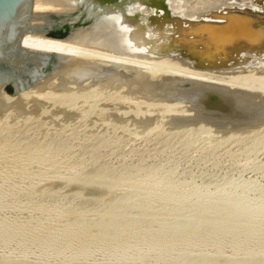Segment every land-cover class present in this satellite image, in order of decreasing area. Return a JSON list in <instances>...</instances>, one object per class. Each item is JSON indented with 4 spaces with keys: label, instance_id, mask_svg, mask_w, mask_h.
Returning <instances> with one entry per match:
<instances>
[{
    "label": "rangeland",
    "instance_id": "374dc122",
    "mask_svg": "<svg viewBox=\"0 0 264 264\" xmlns=\"http://www.w3.org/2000/svg\"><path fill=\"white\" fill-rule=\"evenodd\" d=\"M106 70L65 85L123 78ZM123 92L53 96L35 116L0 112V264H222L253 245L264 261L263 235L236 238L264 229V123L230 137L207 121L181 130L169 123L206 111L178 102L144 131L130 118L158 96ZM63 107L79 112L65 122ZM220 229L230 234L212 249Z\"/></svg>",
    "mask_w": 264,
    "mask_h": 264
},
{
    "label": "bare ground",
    "instance_id": "6f19581e",
    "mask_svg": "<svg viewBox=\"0 0 264 264\" xmlns=\"http://www.w3.org/2000/svg\"><path fill=\"white\" fill-rule=\"evenodd\" d=\"M53 9L58 11H51ZM79 9L80 0H33V12L35 13H46V11L69 13L77 12ZM225 9L236 11L241 18L252 21L251 24L257 25L264 32V0H137L110 9L90 25L64 40H51L30 34L23 35L21 44L25 48L41 52H58L72 56L73 61L62 70L55 71L34 87L21 93L13 103H10L8 98L0 97L2 104H0V112L4 115L13 109L19 117L21 114L26 116L32 112L33 115L42 110L46 106L45 103H48L53 96L70 97L76 93L116 89L125 90L123 93H126L125 97H127L123 96V98L127 101L133 99L144 101L148 100V97L158 96V100L150 99L154 100L153 104L136 103L137 106L139 105L138 108H141L138 109L139 113L135 117L130 118L132 120L130 122L132 126L140 130L150 126L160 115L163 117L164 112L171 109V104L184 102L192 109L194 106H199L201 111H206L204 112L205 117L200 113L198 116L195 115L196 118L183 119L180 117L169 123L171 127H181L182 130V127L186 125L207 121L211 129L214 128L218 133H228V135L237 132L243 134L246 131L249 133L248 131L264 123V48L262 51L255 48L257 45L261 47V44L231 50V55L218 60L222 62L221 68L215 69L196 68L191 60L162 56V53L176 49L170 41V36L177 25L186 26L187 22L199 20L213 22L215 20L209 18L208 14ZM177 20L181 23L174 22ZM103 66H110L116 70L114 72L105 69L108 73L103 78L114 74H119L123 78L118 77L97 86L87 85V83L82 86L77 84L79 88L74 87L76 89L65 85L74 74L71 72V67L77 69L76 75L81 76L82 74L85 77L88 70L97 73L105 71ZM81 67L84 69L81 70L82 72ZM68 68L71 69L68 70ZM119 69L121 72L117 71ZM53 80L58 81L59 84L58 82L54 84ZM62 109L64 111L59 109L62 114L57 112L62 115L60 116L64 118H62L64 121H70L77 114V110L70 112L64 107ZM133 111H136L135 108ZM2 114L0 113V116ZM214 129L210 131L216 133ZM250 213L252 212L247 211L245 214L250 216ZM225 217V215L222 216V218ZM228 233L220 229V233L213 235V239H207L209 241L207 245L215 249L217 244H220L217 239H221L224 235L227 236ZM260 235L264 236V229L251 235L240 233L236 238L238 243H241L249 237L253 239ZM215 236L218 238L215 239ZM200 246L203 248L206 243ZM257 247L258 245L248 247L246 253L241 254V259L222 264H255L257 261L254 257L258 255L259 250ZM166 252L164 255L170 253L168 250ZM261 252L264 254L263 251ZM214 253L217 254V252ZM194 258L196 260L197 256ZM260 264H264V261Z\"/></svg>",
    "mask_w": 264,
    "mask_h": 264
},
{
    "label": "water",
    "instance_id": "95a60500",
    "mask_svg": "<svg viewBox=\"0 0 264 264\" xmlns=\"http://www.w3.org/2000/svg\"><path fill=\"white\" fill-rule=\"evenodd\" d=\"M134 1L137 0H80L77 12L35 13L33 0H0V97L5 94L18 97L73 61L72 56L58 52L25 48L21 44L23 35L64 40L110 9ZM208 15L215 21L199 20L185 22L186 26L177 25L170 36L176 49L166 51L162 56L191 60L196 68L215 69L221 68L222 62L218 60L231 55V50L243 46L255 47L258 43L261 47L257 45L255 48L261 51L264 48L261 28L241 18L236 11L225 9ZM174 22L181 23L179 20ZM71 68H68L74 73L71 81L79 83L83 75H76L77 69ZM81 70L84 69L81 67ZM107 70L116 71L113 68ZM90 72L88 70L87 75L93 73Z\"/></svg>",
    "mask_w": 264,
    "mask_h": 264
}]
</instances>
